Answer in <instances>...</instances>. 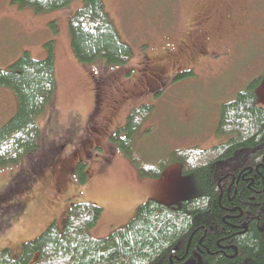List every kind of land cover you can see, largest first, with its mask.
<instances>
[{
    "label": "rangeland",
    "instance_id": "rangeland-1",
    "mask_svg": "<svg viewBox=\"0 0 264 264\" xmlns=\"http://www.w3.org/2000/svg\"><path fill=\"white\" fill-rule=\"evenodd\" d=\"M102 1L132 49L121 66L87 65L74 56L68 18L80 0L46 12L0 0V68L23 51L45 57L44 43L52 40L57 84L39 118L38 148L0 169V249L14 256L51 221L61 226L70 202L102 208L90 230L101 237L122 227L148 198L178 203L197 194L199 182L179 163L151 178L140 175L131 158L148 166L173 149L225 140L214 133L220 104L254 77L261 78L256 103L264 107V0ZM228 4L237 6L229 17ZM181 70L193 73L173 81ZM142 103L154 108L133 135L130 158L109 136ZM14 107L12 93L0 87V123ZM78 160L87 164L83 184L73 170Z\"/></svg>",
    "mask_w": 264,
    "mask_h": 264
},
{
    "label": "trees",
    "instance_id": "trees-1",
    "mask_svg": "<svg viewBox=\"0 0 264 264\" xmlns=\"http://www.w3.org/2000/svg\"><path fill=\"white\" fill-rule=\"evenodd\" d=\"M11 1L46 12L74 0ZM80 1L68 18L76 59L87 65L98 60L111 67L125 64L132 56L131 46L121 40L103 1ZM49 26L55 33V22ZM52 43H44L45 57L23 51L0 68V87L15 101L0 123V169L17 165L38 148L39 118L57 87ZM192 73L178 71L172 80ZM260 80L252 78L220 104L214 133L226 138L211 146L176 148L153 165L136 162L131 142L154 108L147 103L133 107L109 136L142 176L157 178L167 165L179 163L182 173L199 182L197 194L178 203L148 198L122 227L101 237L90 230L102 208L84 200L70 202L61 226L51 221L36 237L22 241L15 256L8 247L1 248L0 264H264V107L256 103ZM73 170L77 183L83 184L86 162L78 160Z\"/></svg>",
    "mask_w": 264,
    "mask_h": 264
},
{
    "label": "flooded vegetation",
    "instance_id": "flooded-vegetation-1",
    "mask_svg": "<svg viewBox=\"0 0 264 264\" xmlns=\"http://www.w3.org/2000/svg\"><path fill=\"white\" fill-rule=\"evenodd\" d=\"M229 6V7H228ZM227 10L225 11V14L229 17V16H231L232 15V13L234 12V10L236 9V5H227ZM239 12V9L236 11V13H238ZM232 21V20H231ZM234 22V21H233Z\"/></svg>",
    "mask_w": 264,
    "mask_h": 264
}]
</instances>
